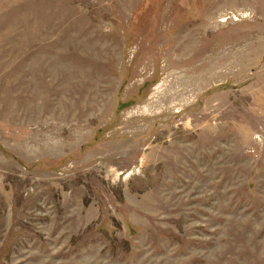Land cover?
I'll list each match as a JSON object with an SVG mask.
<instances>
[{
	"label": "rangeland",
	"instance_id": "374dc122",
	"mask_svg": "<svg viewBox=\"0 0 264 264\" xmlns=\"http://www.w3.org/2000/svg\"><path fill=\"white\" fill-rule=\"evenodd\" d=\"M0 264H264V0H0Z\"/></svg>",
	"mask_w": 264,
	"mask_h": 264
}]
</instances>
